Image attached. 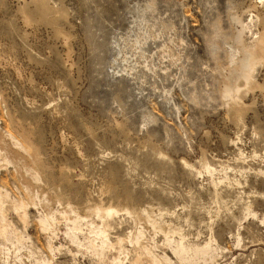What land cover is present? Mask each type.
I'll use <instances>...</instances> for the list:
<instances>
[{
    "label": "rangeland",
    "instance_id": "374dc122",
    "mask_svg": "<svg viewBox=\"0 0 264 264\" xmlns=\"http://www.w3.org/2000/svg\"><path fill=\"white\" fill-rule=\"evenodd\" d=\"M261 38L264 0H0V264H264Z\"/></svg>",
    "mask_w": 264,
    "mask_h": 264
},
{
    "label": "bare ground",
    "instance_id": "6f19581e",
    "mask_svg": "<svg viewBox=\"0 0 264 264\" xmlns=\"http://www.w3.org/2000/svg\"><path fill=\"white\" fill-rule=\"evenodd\" d=\"M245 60H244V69H236L235 74L236 77H239L243 74L249 72V70L253 67L254 63L263 57L264 54V39L261 38L260 41L257 42L255 49H245ZM235 77V75H234ZM232 78V77H231ZM233 86V84H230Z\"/></svg>",
    "mask_w": 264,
    "mask_h": 264
}]
</instances>
